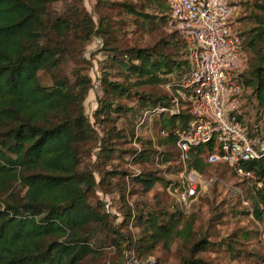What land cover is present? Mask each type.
<instances>
[{
  "label": "trees",
  "instance_id": "trees-1",
  "mask_svg": "<svg viewBox=\"0 0 264 264\" xmlns=\"http://www.w3.org/2000/svg\"><path fill=\"white\" fill-rule=\"evenodd\" d=\"M56 1L0 0V264H84L95 254L88 240L92 229L97 226L111 229L108 206L103 201L96 206L88 202L98 184L93 171L82 168V160L89 148L99 147L100 154H109L115 148L107 134L98 138L85 115L83 102L91 88L90 78L77 75L71 82L60 71L67 46L88 44L101 24L96 26L92 18L81 16L76 9L56 13L53 11ZM150 1L158 8L160 21L171 26L169 0ZM242 5H249L251 27L238 31V36L241 51L249 53L250 61L246 71L237 70L234 81L239 90L229 100L240 102L244 92L250 90L258 107L264 109V0H244ZM186 56V44L175 30L159 39L155 46L130 49L126 61L113 54L110 65L126 69L127 74L136 77L134 83L140 87L165 86L174 74L179 79L186 73L189 68ZM39 72L50 75L51 86L39 82ZM107 73L102 78L106 99L101 101L102 110L97 109L94 115L108 116L112 107L117 113L132 111L115 103L129 96V87L110 81V72ZM168 93L140 96L138 104L144 110L136 127L148 126L156 120L159 146L165 148L161 161L168 162L172 154L180 169L184 163L179 158L177 141L197 117L188 110L144 116L159 106L170 107L172 95ZM231 115L237 116L249 139L264 141L258 130L250 132L237 109ZM147 144L142 150L131 148L134 161L151 151L150 142ZM209 150L210 145L193 146L186 168L203 172L218 166L205 162ZM243 166L252 173L246 178L260 184L257 187L253 183L250 194L253 213L260 219L264 214V158ZM110 175L113 173L106 171L100 182ZM133 180L145 192L162 181L153 172L135 175ZM128 209L131 213V208ZM130 213L128 216L132 217ZM137 217L146 228L148 251L159 243L169 248L177 238L190 243L192 223L180 208L172 213L148 212ZM208 246L205 239L192 244L179 264H205L197 255ZM122 257L130 260L132 255L124 252Z\"/></svg>",
  "mask_w": 264,
  "mask_h": 264
},
{
  "label": "rangeland",
  "instance_id": "rangeland-1",
  "mask_svg": "<svg viewBox=\"0 0 264 264\" xmlns=\"http://www.w3.org/2000/svg\"><path fill=\"white\" fill-rule=\"evenodd\" d=\"M248 8L249 5H242L236 19L240 33L251 27ZM74 9L81 16L92 18L95 25L101 24V27L88 44L67 46L60 71L71 82L77 75L90 78L91 88L83 102L85 115L98 133V138L107 134L115 148L114 152L100 154L99 147H92L85 150L83 156L82 168L92 170L98 184L88 202L96 206L103 201L111 215L108 221L111 229L109 226L92 229L88 240L95 254L84 264H179L180 259L188 255L192 244L202 239L209 246L197 256L205 264H264V214L260 219L254 215L250 198L251 186L254 183L258 187L259 184L253 179L238 177L222 164L203 172L188 170L186 164L178 169V161L173 159L172 154L164 163L161 158L165 148L159 146L161 138L157 121L153 119L148 126L136 127L144 110L138 104L140 96L156 97L168 93L166 85L177 80V74L165 86L140 87L134 83L136 77L127 74L126 69L118 64L110 65L113 54L126 61L130 49L155 46L159 39L175 29L160 21V12L150 0H57L53 4L56 13L74 12ZM74 41L78 42L77 39ZM242 60L239 69L246 71L250 55L244 49ZM104 72H110V81L122 82L129 87V96L115 103L132 108V111L117 113L112 107L108 116L94 115L97 109L102 110L101 101L106 99L102 93ZM38 78L44 86L53 83L45 72H39ZM234 108L238 115L241 114L250 132L258 130V134L264 136V109L258 107L250 90L244 92ZM119 135H122L120 139ZM148 142L151 151L134 161L131 148L142 150ZM106 171L113 175L107 176L101 183L100 179ZM146 172H153L162 179L148 192L133 180L135 175ZM192 172L198 182L197 196L186 208L178 194L185 188ZM128 208H131V213ZM177 208L192 223L190 243L177 238L169 248L159 243L155 249L148 251L146 228L137 216H146L148 212L172 213ZM129 213L133 216H128ZM124 252L132 255L130 260H124Z\"/></svg>",
  "mask_w": 264,
  "mask_h": 264
},
{
  "label": "built area",
  "instance_id": "built-area-1",
  "mask_svg": "<svg viewBox=\"0 0 264 264\" xmlns=\"http://www.w3.org/2000/svg\"><path fill=\"white\" fill-rule=\"evenodd\" d=\"M242 1L169 0L171 26L186 44L189 68L166 85L172 95L171 106H159L144 114L188 110L197 119L177 141L181 162L190 159L193 146L210 145L205 162L225 165L240 178L252 176L243 164L264 158V141L249 139L237 116L231 115L237 101L229 98L239 90L234 80L243 63L236 23ZM197 185L192 172L178 194L186 208L197 196Z\"/></svg>",
  "mask_w": 264,
  "mask_h": 264
}]
</instances>
